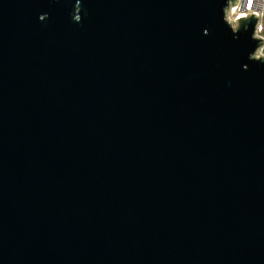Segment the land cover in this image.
<instances>
[{
	"label": "water",
	"instance_id": "1",
	"mask_svg": "<svg viewBox=\"0 0 264 264\" xmlns=\"http://www.w3.org/2000/svg\"><path fill=\"white\" fill-rule=\"evenodd\" d=\"M75 7L0 0V264H264L251 27L222 0Z\"/></svg>",
	"mask_w": 264,
	"mask_h": 264
},
{
	"label": "clouds",
	"instance_id": "2",
	"mask_svg": "<svg viewBox=\"0 0 264 264\" xmlns=\"http://www.w3.org/2000/svg\"><path fill=\"white\" fill-rule=\"evenodd\" d=\"M80 11V0H76L74 19L77 22L81 19ZM222 13V20L230 28L233 39L239 38L241 28L247 32L251 27V39L257 44L249 52L248 59L264 63V0H222ZM47 15L42 13L40 20H45ZM243 67L247 69L249 65Z\"/></svg>",
	"mask_w": 264,
	"mask_h": 264
}]
</instances>
